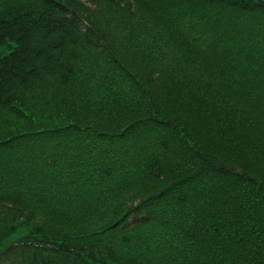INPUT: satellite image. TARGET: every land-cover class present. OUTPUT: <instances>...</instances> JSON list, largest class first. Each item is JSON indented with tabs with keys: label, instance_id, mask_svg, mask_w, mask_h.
I'll return each instance as SVG.
<instances>
[{
	"label": "trees",
	"instance_id": "16d2710c",
	"mask_svg": "<svg viewBox=\"0 0 264 264\" xmlns=\"http://www.w3.org/2000/svg\"><path fill=\"white\" fill-rule=\"evenodd\" d=\"M0 264H264V0H0Z\"/></svg>",
	"mask_w": 264,
	"mask_h": 264
}]
</instances>
